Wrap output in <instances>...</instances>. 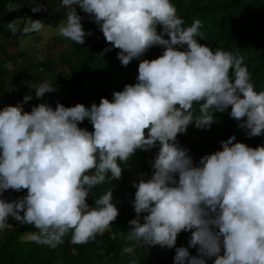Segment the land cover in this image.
I'll list each match as a JSON object with an SVG mask.
<instances>
[{"label": "clouds", "instance_id": "clouds-1", "mask_svg": "<svg viewBox=\"0 0 264 264\" xmlns=\"http://www.w3.org/2000/svg\"><path fill=\"white\" fill-rule=\"evenodd\" d=\"M76 6L99 26L111 46L104 51L119 49L123 66L154 46L162 54L141 59L136 82L99 104L41 102L25 111L33 99L26 94L0 109V232L12 228L11 218L36 229L29 240L53 248L69 234L72 244L103 236L119 209L112 187L93 205L91 190L119 180L137 150L158 145L151 177L133 182L136 216L128 239L172 249L178 234L191 232L187 247H175L173 264H264V144L251 147L232 135L194 163L177 141L189 125L209 128L214 114L229 107L249 138L264 135V90H256L243 57L201 43V22L185 26L172 0H60L66 19L59 34L79 45L90 33ZM43 9L36 4L32 11ZM43 27L32 19L23 32ZM33 88L37 99L57 90L47 80ZM86 119L92 131L79 126ZM9 189L27 192L8 201L2 194Z\"/></svg>", "mask_w": 264, "mask_h": 264}, {"label": "trees", "instance_id": "trees-1", "mask_svg": "<svg viewBox=\"0 0 264 264\" xmlns=\"http://www.w3.org/2000/svg\"><path fill=\"white\" fill-rule=\"evenodd\" d=\"M28 0H26L27 2ZM42 2L44 0H36ZM25 2V4H26ZM177 9V15L185 21V26L194 21L201 22V32L204 39L201 43L211 48H220L243 57L244 65L251 75V80L257 91L264 90V0H172ZM21 0H0V64L15 60V55L6 51V41L25 35L24 10L18 8ZM20 9V10H19ZM23 13H22V12ZM84 29L86 35L83 45L71 41L69 47L71 58L61 56L60 63L66 65L67 70L52 77L48 82L55 84L57 90L46 93L42 98L35 97L33 90L32 101L24 108L30 111L32 106L41 102L49 103L53 108L59 101L65 106L83 103L90 106L93 102L99 104L101 97L112 99L114 91L123 90L126 84H134L138 75V65L141 59H153L162 54L163 48L154 46L139 59H133L127 66H123L117 58L119 49L111 48L105 40L99 26L88 14ZM10 24L17 25L13 32ZM158 31L160 26L158 25ZM33 33V32H31ZM5 41V42H3ZM5 43V44H4ZM45 64L42 62L40 65ZM34 65V64H33ZM0 68V82L6 83V74ZM42 78L38 84L42 83ZM0 84V85H1ZM13 87L17 98L23 100V93L29 88V82L21 75L13 78ZM0 86V109H2V93ZM199 105H193V113L199 115ZM230 107L223 113L216 112V120L209 128H197L189 125L185 133L178 134L179 145L186 148L198 163L200 157L221 148L220 141L235 135L236 140L251 147L264 144V135L249 138L247 131L238 126L230 115ZM92 131L91 123L86 119L80 125ZM158 145L150 150H137L127 164H123L122 176L119 180H112L96 186L87 197L89 205L94 204L95 197L99 198L112 187L114 203L119 214L111 230L103 236L87 244H72L71 234L64 238V242L56 247L32 242L28 234L36 231L31 225H21L14 219H9L12 228H6L0 239V264H129L130 259H136L138 264H173L175 247L188 246L191 232L182 231L177 236L176 246L172 249L159 245L146 246L143 242L130 241L128 230L129 221L136 216L131 200L134 199L135 187L129 182V169L133 168L144 176L151 177L152 162L158 152ZM27 190L19 192V197L26 195ZM143 215V214H142ZM141 222H143L141 217ZM135 249L134 256L123 254L124 247ZM192 255H197V249L189 248ZM214 259V258H213ZM207 264H213L209 259Z\"/></svg>", "mask_w": 264, "mask_h": 264}, {"label": "rangeland", "instance_id": "rangeland-1", "mask_svg": "<svg viewBox=\"0 0 264 264\" xmlns=\"http://www.w3.org/2000/svg\"><path fill=\"white\" fill-rule=\"evenodd\" d=\"M22 4L18 7L21 10H24V26L33 20H40L44 23V27L39 32L27 33L23 36H19L15 39L16 46L15 49L12 45L15 43V40L3 41L8 43L6 45V51L13 52L12 55H15V60L11 62L7 61L5 65L0 64L1 71L7 73L2 87L4 90L2 93V108L7 105H15L18 102H21L22 99L17 98L15 94V88L13 87L12 80L13 78L21 75L23 79H26L29 82V88L26 87L23 96L26 94H31L33 97V90L35 86L38 85L39 80H50L52 77L59 75L61 72L67 70L66 65L60 63L61 56L68 57L72 59L70 53L71 40L65 39L59 34V25L64 22L63 15H65V10L59 8L60 0H44L43 2V13L38 17L35 13V17L29 15L27 12L26 0H21ZM36 1V0H35ZM20 10V9H19ZM76 10L79 15L82 17V25L86 24L85 17L82 16L83 12L79 6H76ZM22 12V11H21ZM23 13V12H22ZM83 14H86L83 12ZM57 18L62 20L57 23H53L52 20ZM57 24V25H56ZM84 27V26H83ZM4 43V44H5ZM0 56L2 54L0 53ZM40 60V61H39ZM37 61V62H35ZM42 62L45 64L40 65ZM11 63L14 66V71H9L7 65ZM34 64V65H33ZM0 85V86H1ZM28 101L23 105L25 108L30 102ZM129 182H139L141 178L149 179V177L144 176L143 174L138 173L133 168L129 169ZM23 190L19 191L22 192ZM19 192L9 189L2 194V198L11 201L20 198ZM93 194H91V197Z\"/></svg>", "mask_w": 264, "mask_h": 264}, {"label": "crops", "instance_id": "crops-1", "mask_svg": "<svg viewBox=\"0 0 264 264\" xmlns=\"http://www.w3.org/2000/svg\"><path fill=\"white\" fill-rule=\"evenodd\" d=\"M26 4H27V12L30 13L29 15H32L33 17H35V13H36L37 16L39 17V16L43 13V10H41V11H39V12H33V11H32V8H33L36 4L43 5V2H38V1H35V0H28V1L26 2ZM63 18H66V14L63 15ZM62 20H63V19H62ZM62 20H59V22L62 21ZM64 20H65V19H64ZM52 22H53V23H57V24H59L57 18L53 19ZM57 24H56V25H57ZM14 40H15V43H13L12 45H14L13 47L15 48V46H16V40H17V39H14ZM15 49H17V48H15ZM7 53L10 54V55L13 54V52H9L8 50H7ZM39 61H40V60H39ZM35 62H37V61H35ZM7 74H8V73H7ZM1 238H2V233L0 232V239H1Z\"/></svg>", "mask_w": 264, "mask_h": 264}]
</instances>
